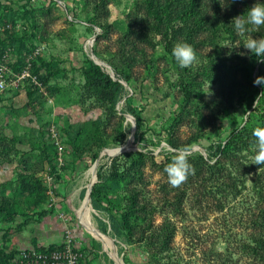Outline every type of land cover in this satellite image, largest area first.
Wrapping results in <instances>:
<instances>
[{"label": "rangeland", "instance_id": "rangeland-1", "mask_svg": "<svg viewBox=\"0 0 264 264\" xmlns=\"http://www.w3.org/2000/svg\"><path fill=\"white\" fill-rule=\"evenodd\" d=\"M132 2L110 3V22L116 20V27L96 42L103 31L87 21L78 0H0V27L4 28L0 48L5 53L0 64L7 68V87L0 91V252L15 253L7 263L0 258V264H21L33 252L64 246L68 234L79 255L78 264H127L126 259L149 264L143 248L121 242L110 229L107 233L100 230L99 220L108 223L109 215L92 208L88 198L95 181L90 184V170L97 159L96 170L122 154L135 152L146 156L143 191L157 208L154 225L167 218L175 226L179 264H264V166L251 163L256 141L234 152L231 160L222 158L216 164L223 152L214 157L217 147L224 149L259 105L260 85L253 81L263 63L243 43L249 37L264 38V27L235 40H221L217 49L202 47L191 65L199 74L201 87L185 120L172 129L182 96L179 75L163 56L161 44L158 69L149 76L143 65L135 67V82L132 87L124 84L127 93L116 105L85 79L87 60H93L92 56L106 65L117 61V39ZM249 2L252 6L260 0ZM72 10L78 19L73 18ZM27 57L41 62L39 76L52 75L40 89L28 80L18 82ZM101 65L111 75L110 64V68ZM128 105L141 113L140 127L126 112ZM98 123L113 132L108 138L120 136L122 130L127 139L120 146L109 144L93 160L88 139ZM68 130L82 133L77 134L76 145V134H68ZM198 137L200 143L189 149L171 145L184 146ZM178 151L193 157L189 163L197 172L179 187H172L158 163ZM199 155L205 162L197 167L193 163L201 161L194 156ZM125 161L131 158L120 159ZM25 164L32 165L42 179L46 199L31 209L32 221L20 229L25 218L3 208L7 200H18ZM75 210L88 214L107 246Z\"/></svg>", "mask_w": 264, "mask_h": 264}, {"label": "trees", "instance_id": "trees-1", "mask_svg": "<svg viewBox=\"0 0 264 264\" xmlns=\"http://www.w3.org/2000/svg\"><path fill=\"white\" fill-rule=\"evenodd\" d=\"M78 1L82 4L87 21L103 31L97 37L96 42L116 27V20L110 22L113 12L109 6L113 0ZM221 3L223 4L224 0H221ZM132 4L133 7L125 16L124 30L117 39V61L108 62L115 78L89 59L84 70L85 79L90 86L98 92L105 93L107 99L116 105L127 93V87L123 82L129 87L133 86L135 67L143 65L149 76L158 69L159 55L157 53L158 45L161 44L163 56L175 67L179 75L178 87L182 96L179 112L172 125L173 129L185 120L189 114V105L201 87L199 74L195 73L193 66L180 68L177 65L172 56L173 47L179 42L187 43L193 48L195 56H198L204 46L210 45L217 49L221 40H235L238 35L230 23L234 17L242 15L247 8L251 7V3L249 0H234L227 7H222L219 0H133ZM210 11L212 14L208 13ZM72 14L75 20L78 19L75 10H72ZM1 42L0 37V44ZM149 50L153 52L150 53ZM94 53L100 56L97 50H94ZM4 55V50L0 48V61H5ZM27 58L25 59L31 63V72L37 77L39 85L28 81L31 86L40 89L41 85L48 84L52 75L48 73L45 76H39L37 70L42 67L41 62L39 63L33 57ZM46 66L48 69L52 67L51 65ZM259 76H264V63L259 67ZM259 88H257L258 93L262 96L258 107L252 111L246 125L239 132L232 134L224 149L221 145L217 147L218 151L214 157H217L219 152L223 154L216 164H220L222 158L231 160L234 152H241L246 146L253 144L252 141H256L252 136L253 129L264 128V86ZM126 112L135 117L140 127L141 113L132 105L127 106ZM95 128V133L88 139V147L92 148L90 153H92L93 160H96L100 151L109 144L120 146L127 139V134L122 130L119 133L120 136L108 138L107 134H113V132L108 133L106 126H100L98 123ZM68 134H76L73 142L76 145L79 137L77 134L82 133L68 130ZM200 141L201 138L198 137L184 146L173 143L171 145L176 149H189ZM175 154L169 153L164 160L157 162L162 172L171 163ZM123 157L131 158V161L121 163L120 159ZM194 157L201 161L193 163L197 167L205 162L202 155ZM192 158L189 156L188 160ZM145 165L146 156L141 152L122 154L116 157L110 165H101L97 172V182L90 193L92 207L96 211L109 215L108 223L99 220L100 230L107 233L110 229V234L121 242L131 247L143 248L148 254L149 264H179L174 246L175 226L167 218L160 225L155 226L154 215L157 208L145 199L143 191L145 189V183H143ZM24 169L25 171L20 174L18 200H7L3 208L9 214L19 212L25 218L20 229L32 221L29 216L31 209L40 207L46 199V186L37 176V171L30 164H25ZM196 172L194 170L190 176L195 175ZM44 215L45 213L40 214L39 218ZM58 248L60 247L46 248L41 251ZM14 255L15 253L0 252L1 261L4 263L11 261ZM126 263L135 264L127 259Z\"/></svg>", "mask_w": 264, "mask_h": 264}, {"label": "clouds", "instance_id": "clouds-1", "mask_svg": "<svg viewBox=\"0 0 264 264\" xmlns=\"http://www.w3.org/2000/svg\"><path fill=\"white\" fill-rule=\"evenodd\" d=\"M219 2L222 7H227L234 0H224L223 4L221 0ZM208 13L212 14L211 11ZM230 24L238 36H244L250 31H259L261 27H264V0L247 8L242 15L234 17ZM243 45L251 54L255 55L258 62L264 63V38L249 37ZM172 56L180 68L190 67L196 58L193 48L183 42H179L173 47ZM253 84L264 86V76H257ZM252 136L255 137L256 144L255 155L251 163L262 167L264 166V128L253 129ZM164 172L167 174L169 184L172 187H179L193 174L194 169L189 163L187 153L178 151L172 157L171 163L164 168Z\"/></svg>", "mask_w": 264, "mask_h": 264}, {"label": "built area", "instance_id": "built-area-1", "mask_svg": "<svg viewBox=\"0 0 264 264\" xmlns=\"http://www.w3.org/2000/svg\"><path fill=\"white\" fill-rule=\"evenodd\" d=\"M7 28L9 26H6ZM4 28L0 27V33ZM6 66L0 64V91H4L7 87L6 84ZM24 80H30L31 82L38 84L37 77L31 72V63L28 62L27 67L23 73L19 76L18 82H24ZM71 234H68V242L58 249L45 250L33 252L31 255L26 256L21 260V264H78L79 255L73 249L71 245Z\"/></svg>", "mask_w": 264, "mask_h": 264}, {"label": "bare ground", "instance_id": "bare-ground-1", "mask_svg": "<svg viewBox=\"0 0 264 264\" xmlns=\"http://www.w3.org/2000/svg\"><path fill=\"white\" fill-rule=\"evenodd\" d=\"M99 64H103L104 66H106V64L102 63L101 61H97ZM107 68H109L108 66H106ZM124 148H129V146H125ZM96 168H97V164L95 163L93 165V167L90 170V176H91V181L90 184L96 179L95 178V173H96ZM92 186V185H91ZM91 188V187H90ZM90 189L88 190V194H89ZM91 205V204H90ZM78 213H80L81 217L84 219V221L87 223V225L90 227V229L92 231H94L96 234H98V236L100 237V239L106 244V246L108 245L107 240L103 237L102 233H100L95 225L90 221V217L88 216V214L86 212H84L83 210H75Z\"/></svg>", "mask_w": 264, "mask_h": 264}, {"label": "water", "instance_id": "water-1", "mask_svg": "<svg viewBox=\"0 0 264 264\" xmlns=\"http://www.w3.org/2000/svg\"><path fill=\"white\" fill-rule=\"evenodd\" d=\"M96 39V37L95 38H93V40H95ZM92 59L94 60V62L96 63V64H98V65H100V66H102L101 64H99L95 59H94V57L92 56ZM106 66H108L109 68H110V66L107 64ZM111 77H113V78H115V76H114V73H113V71H111ZM123 84H126L125 82H123ZM118 154H121L120 152L119 153H117V155ZM98 160L99 159H97V161H96V164H98ZM97 172H98V169L96 170V175H95V181H94V183L92 184V186H91V188H90V191H89V194H88V198H89V201H90V204H91V196H90V193H91V191H92V187H93V185L97 182ZM91 207H92V204H91ZM93 208V207H92ZM111 238V237H110ZM112 239V241H114V239L113 238H111ZM114 246H115V244H114ZM122 263H123V261H122ZM124 264V263H123Z\"/></svg>", "mask_w": 264, "mask_h": 264}]
</instances>
